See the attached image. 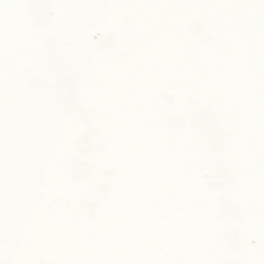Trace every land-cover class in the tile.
<instances>
[{
    "label": "snow or ice",
    "instance_id": "snow-or-ice-1",
    "mask_svg": "<svg viewBox=\"0 0 264 264\" xmlns=\"http://www.w3.org/2000/svg\"><path fill=\"white\" fill-rule=\"evenodd\" d=\"M0 264H264V0H0Z\"/></svg>",
    "mask_w": 264,
    "mask_h": 264
}]
</instances>
